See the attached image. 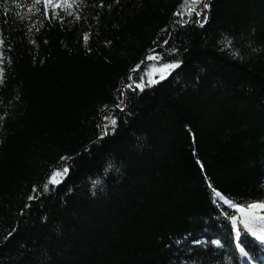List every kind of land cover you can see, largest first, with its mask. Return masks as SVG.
Listing matches in <instances>:
<instances>
[{
  "label": "trees",
  "instance_id": "trees-1",
  "mask_svg": "<svg viewBox=\"0 0 264 264\" xmlns=\"http://www.w3.org/2000/svg\"><path fill=\"white\" fill-rule=\"evenodd\" d=\"M20 2L0 0V264H261L224 199L264 200V0H209L203 27L185 0H78L64 23ZM160 55L183 63L124 90Z\"/></svg>",
  "mask_w": 264,
  "mask_h": 264
},
{
  "label": "snow or ice",
  "instance_id": "snow-or-ice-1",
  "mask_svg": "<svg viewBox=\"0 0 264 264\" xmlns=\"http://www.w3.org/2000/svg\"><path fill=\"white\" fill-rule=\"evenodd\" d=\"M5 2H7V0H5ZM114 2L119 3V0H114ZM11 3L15 5L16 8L25 7L20 0H11ZM185 3L189 5V13L192 15L193 20L203 27L207 22V10H210L211 8L209 0H185ZM191 5H195L196 7H191ZM101 6H103L102 0ZM26 7L29 13V21L33 14L42 15L49 23H51L53 19H56L60 23H64L65 16H70L76 20L81 19V15L77 10L78 0H31V3ZM7 15L8 13L5 12V20ZM17 16H19L21 20L25 19L22 13L18 12ZM3 31V28H0V46H3L6 43L3 39ZM85 39H87V35L85 36ZM2 55L3 54H0V61H2ZM152 59H157V57H152ZM159 60L161 61V66L158 71H152L149 74L147 84L141 83L140 81H134L133 83H129L127 87L133 92L137 89L142 92L146 86L151 87L154 84L166 80L168 76L183 63V61L178 58L165 60L163 55L159 56ZM2 76L3 70L0 69V78H2ZM142 79L143 78H141V80ZM121 95H123V93H121ZM122 104L123 101L121 100L116 105L121 112L124 111L121 107ZM128 114L130 115L131 113ZM118 120L119 117L114 115L111 118V124L105 125L104 131L100 134L99 138L103 139V137L108 134L109 128L114 130ZM60 159L61 161H65L67 158L62 156ZM69 171L70 168L66 163L61 164L53 169L42 187L37 188V186H34V188L41 193L49 192L51 188H55L63 183L62 177ZM93 183L96 184L99 183V181H93ZM217 196H220V193H217ZM32 199H34V197L30 195L28 200ZM224 204L228 206V208L224 210V215L231 221L232 227L236 233L237 241H239L241 231L243 230L254 237L261 245H264V200H254L251 203H240L233 202L231 199H224ZM228 209H231L232 211L230 212ZM238 225H242V228ZM8 235H11V232H9ZM212 243L220 245L221 242L216 240L212 241ZM240 252L245 258L249 260L253 259L249 251H246L244 247H240Z\"/></svg>",
  "mask_w": 264,
  "mask_h": 264
},
{
  "label": "water",
  "instance_id": "water-1",
  "mask_svg": "<svg viewBox=\"0 0 264 264\" xmlns=\"http://www.w3.org/2000/svg\"><path fill=\"white\" fill-rule=\"evenodd\" d=\"M188 13H189V12H188ZM177 14H178L179 16L182 15L181 12H177ZM189 16H190V18H193L191 14H189ZM166 47H167V46L164 45V46H157V47H155V48H152V49H150V50L148 51L147 55L150 54L151 52H153L154 50L161 49V48H166ZM145 60H146V57L144 58L143 63L141 64V66H140L138 69H136V70L134 71V73H135V72H138V71L143 67ZM134 73H133V74H134ZM131 76H132V75H131ZM132 83H133V82H132ZM124 90H129V91L133 92V91H132L131 89H129L127 86L124 88ZM137 92H139V89H137V90H136L135 92H133V93H137ZM108 110H111V108L108 109ZM105 136H107V135H105ZM72 161H73V160H67L66 163H71ZM58 166H60V165H58ZM58 166H57V167H58ZM57 167H56V168H57ZM54 169H55V168H54ZM52 171H53V170H52ZM52 171H51V172H52ZM51 172H50V173H51ZM50 173L47 175V177L50 175ZM47 177H46V179H45V182L47 181ZM45 182H44V183H45ZM44 183H43V184H44ZM42 194H43V193L40 192V197H39V199H38L36 202H39V201H40V199H41V197H42ZM30 203H32V202H29V204H30ZM29 204H28V205H29ZM28 205H27V207H28ZM27 207L25 208V210L27 209ZM23 213H25V211H24Z\"/></svg>",
  "mask_w": 264,
  "mask_h": 264
},
{
  "label": "bare ground",
  "instance_id": "bare-ground-1",
  "mask_svg": "<svg viewBox=\"0 0 264 264\" xmlns=\"http://www.w3.org/2000/svg\"><path fill=\"white\" fill-rule=\"evenodd\" d=\"M140 70H141V69H140ZM140 70H139V71H140ZM139 71H138V72H139ZM135 73H137V72H135Z\"/></svg>",
  "mask_w": 264,
  "mask_h": 264
},
{
  "label": "rangeland",
  "instance_id": "rangeland-1",
  "mask_svg": "<svg viewBox=\"0 0 264 264\" xmlns=\"http://www.w3.org/2000/svg\"><path fill=\"white\" fill-rule=\"evenodd\" d=\"M190 13H188V15H189ZM43 195V194H42Z\"/></svg>",
  "mask_w": 264,
  "mask_h": 264
}]
</instances>
